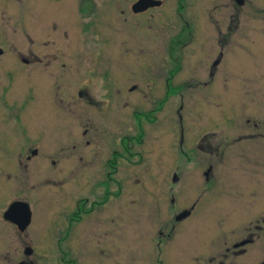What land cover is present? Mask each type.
Wrapping results in <instances>:
<instances>
[{"label": "rangeland", "instance_id": "1", "mask_svg": "<svg viewBox=\"0 0 264 264\" xmlns=\"http://www.w3.org/2000/svg\"><path fill=\"white\" fill-rule=\"evenodd\" d=\"M135 1L0 0V142L8 145L0 146V264H66L63 230L49 231L52 192L60 196L68 191L74 197L82 190H97L94 185L109 171L107 160L115 148L122 154L115 174V251L109 226L100 233L85 226L89 241L70 246L76 264H104L110 254L116 255L117 264H159V259L161 264H191L208 248L217 253L238 212L253 206L240 191L247 179L239 159L248 158L249 148L242 145L254 140L238 138L252 131L245 120L264 111V14L255 10H264V0H245L240 29L229 35L230 0H161L160 7L137 15L130 9ZM198 20L200 30L195 28ZM179 36L181 47L175 43ZM220 51L224 56L218 77L206 89L198 82L207 80L206 68ZM31 53L50 54L48 70L69 76L63 103L54 95L30 99L35 68L21 59L30 60ZM175 57L180 69L171 87L181 86L180 92L143 123L141 143H135L141 130L134 113L156 110L164 100ZM45 62L36 69H45ZM62 63L63 70L56 71ZM110 81L116 96L102 101L100 85ZM79 91L89 97L79 99ZM24 112H32L34 132L27 128L28 146H15L22 141L19 127L24 122L15 116ZM125 138L137 139L129 155L122 152ZM216 146L229 160L220 179L224 188L205 190L203 160L211 158L209 150ZM188 158L192 162L187 164ZM53 179L58 183L51 184ZM17 200L32 211L23 234L2 218ZM191 208L193 214L177 224L179 212ZM109 213L107 206V217ZM58 216L52 215L56 221ZM159 231L164 234L161 243ZM27 247L31 256L24 254Z\"/></svg>", "mask_w": 264, "mask_h": 264}, {"label": "flooded vegetation", "instance_id": "2", "mask_svg": "<svg viewBox=\"0 0 264 264\" xmlns=\"http://www.w3.org/2000/svg\"><path fill=\"white\" fill-rule=\"evenodd\" d=\"M230 3H231L230 7L232 8V13L227 15V22H228L227 35L230 34V31L232 29L233 30L240 29L239 25L242 20L241 18H243L242 9L244 8L245 0H243L242 5H238L236 0H230ZM152 9H148L146 12ZM255 10L261 15L264 14V10L261 9L260 10L255 9ZM204 22L205 23L203 27H205L206 24L205 20ZM200 24L201 21L198 20L196 22V26L193 25V27L195 26V28L200 30L201 29ZM186 28L187 27L184 28L185 29L184 31L187 30ZM188 35H190V31L188 32ZM224 41H225V37H224ZM175 43H177V46L180 47L184 45V43L181 42V36L177 38ZM224 46L225 44L221 46V49H223ZM172 54L174 56V52H172ZM49 55L46 56L44 55L39 57L37 54L31 53L30 60L21 59L22 60L21 62H23L24 65L33 66L35 68L33 71L32 83L28 88V93L30 94V99L35 97V95H39L44 98L50 99L54 95L56 96L58 102L63 103L64 102L63 98L66 96L65 93L67 91L65 92L63 91L64 92L63 93L62 89L64 86H67L69 76L66 75L64 78H62V75L55 76L53 75V73H51V70L50 71L48 70V66L50 67V63L48 61L52 60L50 59L47 61V59H49ZM223 56L224 53L222 51H220L216 55L215 59L210 63V66L206 68L207 80L198 82V85L205 86L204 88L206 89L213 85V83L218 77V72L222 64ZM57 57L58 55L57 56L55 55V58ZM44 59L46 60L44 64L45 69H41V70L36 69V67L39 64H41V62H43ZM174 61H175L174 68L170 70V72L168 73V77L165 81L166 93L164 94L165 95L164 100L161 101L160 103L158 102V108H156V110L153 109L147 112L134 113V118L137 120L138 130L139 129L141 130V134H139L138 140L136 138H125L126 140L124 139L121 142V147L123 148L122 151L123 155L126 154L129 155V153L132 151L131 149L134 144V139L138 141L135 143H141L144 132L143 123L148 122L150 118H153V115L156 112H159V109L162 106L161 104L165 102L166 99H168L171 95L180 92L181 86L171 87L172 79L180 69V65H179L180 62L178 60V57H175ZM64 66H65L64 63L60 64V67H57L56 71L63 70ZM106 89L109 90L108 97H107ZM132 89H134V87H132ZM101 90L103 91V95H102L103 100L101 99L102 101L107 100V98L110 101L114 100V97L116 96L114 83H112L111 81L106 85L101 83L99 91ZM1 96L3 98L4 94H1ZM78 96L79 99L82 100H85L86 97H89L83 91H79ZM93 99L94 98L91 96L92 102ZM31 113L24 112L22 117L19 116V114L15 116V119L18 121V123H20L21 118L24 119V122L19 127L20 139H22V141H20L19 143H15L13 145L15 146L29 145L30 136L27 133V130L29 129L32 132H34L30 126V122L33 119ZM27 121L30 127L27 126ZM245 124L247 126L252 125L251 126L252 131L250 132L249 135H244L242 137H239L238 141L239 142L246 141V139L254 140V142L251 144L246 143L245 145H242V146H248L250 151L248 152L253 153V158H251L252 156L250 157V154L248 153V158L242 156V158L239 159L240 161L239 170L242 173V175L247 179V181L241 184L240 191L241 193L247 195L249 199L253 200V206L246 207L242 209V211L238 212L239 216L236 223H234L235 224L234 228H231L229 230V232L227 233L228 234L227 238L223 239L222 247L221 249L217 250V253H214V250H212L213 251L212 252L208 248L206 253L193 257L190 262L191 264H264V111H255L254 119L251 121L250 119L247 118L245 120ZM32 132L31 135L33 134ZM85 144L89 146L90 141H86ZM0 146H8V145L7 143L0 142ZM61 146L63 147L59 148L60 149L59 153L62 154L61 160L64 161L67 160L65 156V152H63L65 150L64 147L65 144L62 143ZM179 147L181 148V146ZM217 151H218L217 146L211 148L209 150L211 154L210 156L211 158H208L205 161L203 160L202 166L204 167V169L203 168L201 169L200 174L203 178V182L205 186L207 185V189L205 190H211L212 188L217 186L219 190L224 188L223 187L224 182L220 181V179L223 176L222 174H224L229 167V164L227 163L229 160L227 161V159L223 157L224 154L223 153L219 154ZM180 153H182L181 149H180ZM30 154L31 156H36L35 151H31ZM119 154L121 153L117 152L116 148L111 151V156L107 160V166L109 171L105 174L103 178L99 179L94 185V188H96L97 190H93V191L82 190L79 191L77 193V196L74 197H71L68 191L61 192L60 196L57 195L58 193L52 192L53 196H51L50 200H52V204L54 206L51 207L52 211L50 214V223H49L50 229L49 228L48 229L49 231H54L55 229H59V228L63 230L61 243L64 242L65 245L67 246V254L65 253V256H67L66 264H76V260L70 257L71 244H74V242L80 243L83 241V243H85L86 240L89 241V239H86V237L84 236L85 226H88L90 227L91 230L98 231L99 233L102 229H106V227L109 226L110 248L111 251L112 250L113 252L115 251L114 250L115 244L111 242L112 241L111 239L113 238L111 234L112 231L113 233L115 232L116 221H117V217H116L117 180L115 178V174H116V167H117V161L119 159ZM243 155L245 156V152H243ZM31 156H27L26 160H30ZM82 157L83 156H80L78 161L80 162L83 161ZM191 162L192 159L189 158L186 159L187 164ZM193 162H196V160L195 161L193 160ZM57 163H58L57 161H53V160L51 161L52 166H56ZM175 182H177V179L175 180ZM57 183H58L57 180L55 179L51 180V184H57ZM66 184L68 186V182L64 181V186ZM19 202H24V201H19ZM59 204H61L62 206L58 207ZM107 206H109V211H110L109 217H107ZM30 212H31V220L28 227L31 225L32 222L31 209ZM54 213H56L57 216L61 215V217L60 216L56 217V219L58 218V221H56L55 218L53 219L52 215ZM192 214H193L192 208L189 210L186 209L181 210L178 214L179 217L175 216L176 218L178 217L176 223L179 224L180 222L185 221ZM2 218H3V214H2ZM4 221L11 224L17 230L16 225H14L9 221L6 220ZM174 227H175L174 225L171 226L170 232H172ZM24 232H19V233L23 234ZM170 232H168V234L165 235V238L167 237V240L170 239ZM97 235L101 237L100 234ZM163 236H164L163 232L159 231L158 237H161L159 239V243L162 242ZM32 254H33V250H32ZM104 260H105L104 264L107 260L109 264H117V257L115 254H110L104 257ZM160 260L161 259L158 260L159 264L163 262L162 260L161 261ZM23 263L35 264L32 261H28V262L24 261V262H20L19 264H23Z\"/></svg>", "mask_w": 264, "mask_h": 264}, {"label": "water", "instance_id": "3", "mask_svg": "<svg viewBox=\"0 0 264 264\" xmlns=\"http://www.w3.org/2000/svg\"><path fill=\"white\" fill-rule=\"evenodd\" d=\"M236 2L238 5L243 4V0H236ZM161 4L162 3L160 0H136L131 5L130 9L133 14H141L146 12L148 9L158 8L161 6ZM3 218L4 220L16 225L17 230L19 232H24L31 220V212L29 209V205L25 202H13L4 211ZM24 254L26 256H30L32 254V249L29 247L25 248Z\"/></svg>", "mask_w": 264, "mask_h": 264}, {"label": "trees", "instance_id": "4", "mask_svg": "<svg viewBox=\"0 0 264 264\" xmlns=\"http://www.w3.org/2000/svg\"><path fill=\"white\" fill-rule=\"evenodd\" d=\"M84 9V8H83ZM172 53V52H171ZM150 120V119H149Z\"/></svg>", "mask_w": 264, "mask_h": 264}]
</instances>
